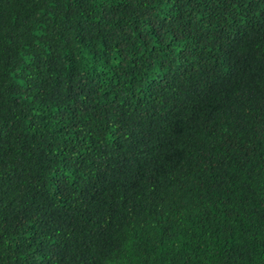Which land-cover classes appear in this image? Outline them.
Instances as JSON below:
<instances>
[{"label":"trees","instance_id":"1","mask_svg":"<svg viewBox=\"0 0 264 264\" xmlns=\"http://www.w3.org/2000/svg\"><path fill=\"white\" fill-rule=\"evenodd\" d=\"M0 264H264V0H0Z\"/></svg>","mask_w":264,"mask_h":264}]
</instances>
